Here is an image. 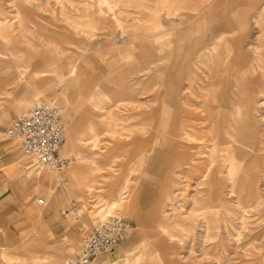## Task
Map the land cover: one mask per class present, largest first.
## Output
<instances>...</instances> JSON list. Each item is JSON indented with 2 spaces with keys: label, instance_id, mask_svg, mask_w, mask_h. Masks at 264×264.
Returning a JSON list of instances; mask_svg holds the SVG:
<instances>
[{
  "label": "rangeland",
  "instance_id": "1",
  "mask_svg": "<svg viewBox=\"0 0 264 264\" xmlns=\"http://www.w3.org/2000/svg\"><path fill=\"white\" fill-rule=\"evenodd\" d=\"M22 1L0 0V19L12 23L0 36V74L15 85L41 83L19 114L47 103L67 125L63 173L20 156L41 186L39 208L59 204L76 228L62 263L80 248L81 224L123 216L129 236L94 264H264V0H34L41 4L26 2L35 12L25 19L30 32L17 20ZM24 33L43 55L17 50L29 48ZM220 48L227 62L218 67L234 66L243 87L216 86ZM171 72L181 77L171 98L184 110L174 131ZM235 119L244 129L231 128ZM10 124L0 112L1 138L17 149L5 134ZM170 135L187 160H178V146L165 157ZM75 165L72 183L65 176Z\"/></svg>",
  "mask_w": 264,
  "mask_h": 264
},
{
  "label": "crops",
  "instance_id": "2",
  "mask_svg": "<svg viewBox=\"0 0 264 264\" xmlns=\"http://www.w3.org/2000/svg\"><path fill=\"white\" fill-rule=\"evenodd\" d=\"M26 2L32 3L33 7L39 6L41 3L34 2V0H23L16 4L17 20L25 32H30V29L25 26V19L34 16L35 12L32 9L33 7L27 6ZM10 28H12V23L0 19L1 37ZM24 37L29 44V48L18 47L19 52H28L33 57L43 55V51H41V47L34 40V37L30 38L25 33ZM233 45L227 44L222 45V47L228 49L230 46L231 50L234 49ZM222 51L223 48H220L214 55L213 71L214 69L217 71L222 70L223 75L218 77L217 74V77L215 76L218 79L215 83L216 86L222 88L226 86L227 89L243 87L244 79H240L242 82H239L237 74L231 72L236 70L234 66L231 68L227 66L225 68L218 67V61L215 57L221 55L226 57L224 51ZM47 52L46 50L45 54ZM226 60L222 64L227 62ZM38 65H42V56L40 62H35L36 68H38ZM184 68H181L182 72L186 71ZM240 69L243 70V67ZM180 78V75L178 78L177 75L171 72L167 83L168 96L174 106V110L171 111L170 115L171 121L168 124L170 129L167 127L169 131H174L173 126L177 117L174 112L180 113V115L184 112L179 105H176L179 104L177 99L171 98L170 94V87H178L181 82ZM224 79H226L225 83L222 82ZM215 84L213 83L214 86ZM37 89L40 92V82H34L27 86L26 82L22 81L21 84L15 85L12 80H6L0 74V112H4L7 118H11L12 121L19 114L18 111L35 101ZM160 128V130H163L162 127ZM2 129L4 127H0V264H63V259L73 247L71 241L76 233V228L70 223L69 214H65L59 204L52 202L44 210L39 208V204L33 198L35 195L41 194V186L35 183V180L31 182L26 177L24 174L25 168L21 164L22 150L20 147L14 149L2 140ZM178 145H180L178 141L173 135H170L165 157L168 158L175 150V146ZM178 148L180 149L178 160H187L185 158L186 150L184 149V151L179 146ZM79 167V165H75L72 171L66 174L65 177L70 182H78ZM121 193L120 204L123 200V191ZM136 264H140V260Z\"/></svg>",
  "mask_w": 264,
  "mask_h": 264
},
{
  "label": "built area",
  "instance_id": "3",
  "mask_svg": "<svg viewBox=\"0 0 264 264\" xmlns=\"http://www.w3.org/2000/svg\"><path fill=\"white\" fill-rule=\"evenodd\" d=\"M67 125L61 110L51 104L33 105L28 111L12 119L5 134L18 141L23 154L37 166L48 168L56 174L63 173L71 165V159L63 154ZM38 204L46 205L43 198ZM126 217L114 216L92 226L81 224V245L67 264H94L102 254L111 252L122 244L130 232Z\"/></svg>",
  "mask_w": 264,
  "mask_h": 264
},
{
  "label": "bare ground",
  "instance_id": "4",
  "mask_svg": "<svg viewBox=\"0 0 264 264\" xmlns=\"http://www.w3.org/2000/svg\"><path fill=\"white\" fill-rule=\"evenodd\" d=\"M223 56L221 55V56H216L215 58H217L216 60L219 62V63H223L224 62V60H223V58H222ZM192 61H191V59H189V62L188 63H191ZM219 71V70H218ZM217 70H216V72H215V76L217 75ZM212 74V76H213V72L211 73ZM239 88V87H238ZM260 89V88H259ZM235 97H237V95H235L234 96V103L236 104V110H237V112H236V114H239V115H243V113H244V110L243 109H241V108H239L237 105H238V97L237 98H235ZM244 102H246V101H244ZM239 104H241V101H240V103ZM228 106V105H227ZM244 106L245 107H247V105L246 104H243L242 105V107L244 108ZM248 109H250L251 110V108H249V106H248ZM218 110H220V111H222V114L223 113H225L223 110H225V108L224 107H222V106H220V107H218ZM184 111V110H183ZM221 113V112H220ZM174 114H175V116L177 115V114H180V113H177V112H174ZM244 116V115H243ZM250 116H251V114H250ZM249 116V117H250ZM248 117V116H247ZM247 122H245L246 123V125H248V126H250V127H252V128H256V126H254L253 124H251V121H250V118H248L247 120H246ZM224 123L225 122H223V125H224ZM162 124V123H161ZM216 124H213V126H215ZM217 125H218V123H217ZM240 126H242V128L244 129V126H245V124H244V122L243 121H241V120H239V119H235L234 120V122H232V124H231V128L232 129H234V128H236V127H240ZM187 134V133H186ZM187 152V151H186ZM186 157H187V154H186ZM240 159V158H239ZM239 159H237V157H235V159L233 158V161H232V164H233V166H235L236 168H239V166H241L242 165V162L239 160ZM122 193L119 195L120 196V198H118V197H116L112 202H111V205H110V209H113V208H115L116 206H118L119 204H120V202H121V199H122ZM111 217H114V216H111ZM111 217H109V218H111ZM109 218H105V219H103V220H106V219H109ZM103 220H99V221H103ZM98 221V222H99Z\"/></svg>",
  "mask_w": 264,
  "mask_h": 264
}]
</instances>
